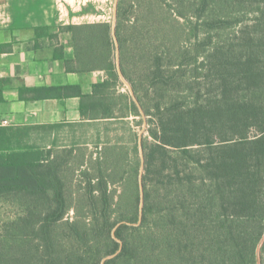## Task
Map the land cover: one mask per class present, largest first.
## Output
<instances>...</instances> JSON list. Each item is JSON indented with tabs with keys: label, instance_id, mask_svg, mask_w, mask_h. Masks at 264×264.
<instances>
[{
	"label": "trees",
	"instance_id": "trees-1",
	"mask_svg": "<svg viewBox=\"0 0 264 264\" xmlns=\"http://www.w3.org/2000/svg\"><path fill=\"white\" fill-rule=\"evenodd\" d=\"M182 1L176 10L184 18ZM138 4L144 19L133 27L140 65L133 78L126 0H119L115 32L121 72L149 117L141 223L136 225L137 146L98 139L89 155L88 146L10 150L0 153V201L19 214L2 226L0 264H103L119 249L111 233L120 223L115 235L121 251L104 264H258L264 236V0H195L193 43L179 49L164 44L160 55L159 46L142 39L157 41L159 35L163 42L174 27H160L151 0ZM242 8L256 14L252 23L228 44H213L210 31L223 30L222 17ZM89 29L83 63L105 71L107 81L94 86L97 100L81 104V114L102 121L106 131L142 116L131 96L108 103L106 90L120 84L114 42L109 26Z\"/></svg>",
	"mask_w": 264,
	"mask_h": 264
},
{
	"label": "crops",
	"instance_id": "crops-1",
	"mask_svg": "<svg viewBox=\"0 0 264 264\" xmlns=\"http://www.w3.org/2000/svg\"><path fill=\"white\" fill-rule=\"evenodd\" d=\"M110 17L111 0H0V153L99 137L102 121L83 116L81 104L97 100L107 74L84 65V40L93 25L112 37Z\"/></svg>",
	"mask_w": 264,
	"mask_h": 264
},
{
	"label": "rangeland",
	"instance_id": "rangeland-1",
	"mask_svg": "<svg viewBox=\"0 0 264 264\" xmlns=\"http://www.w3.org/2000/svg\"><path fill=\"white\" fill-rule=\"evenodd\" d=\"M139 0H126L127 4V20L124 23V26L126 27V34H127V40H128V46L130 48V64H129V73L132 75V78L135 77V75H139L140 73V68H139V63L137 64L138 60L136 57V51H135V39H136V32L133 29V27L136 24L137 20L142 19L143 17L142 14L139 16ZM150 1V0H148ZM151 2L154 4L152 7V15H157L158 18V24L160 27L163 28V30H169L171 26H173L174 31L172 32V35L169 36L168 38L164 39L163 42L160 41V36L156 35V39L153 37L152 39L146 37H143L142 43L145 41L146 43H150L151 45H157L156 47L159 46L158 54L161 52V47L164 46V44H173L174 48L179 47H189L193 43V34L191 29L193 28L196 20L193 17L192 11L195 9L194 7V2L195 0H183L182 1V7L186 10L184 12L185 17H179L177 16V4L176 2H179V0H151ZM245 4V3H244ZM113 5H114V0H111V17L110 21L112 24L113 21ZM190 5L191 8H188ZM246 5V4H245ZM256 4H253L251 6L252 8H255ZM248 9L250 8H242L240 9V12H236L238 10H235V12L230 13V16L227 18L223 16L226 20V24L222 28L223 30L221 31H210L211 34V41L212 43H218V42H223V43H229L230 40L233 39V36L239 33V31L242 29L244 25H250L252 23V19L256 17V14L254 12H249ZM148 12V11H147ZM145 14V13H143ZM148 14L151 15V13L148 12ZM209 14V13H208ZM149 15V16H150ZM147 14H145L146 18ZM164 18V20L162 19ZM147 19V18H146ZM211 19H217V16L211 15ZM236 19L239 21H242L240 23H236ZM235 21V22H234ZM138 23V22H137ZM159 28V27H158ZM199 39H203V35H199ZM113 54L115 56V49L113 51ZM160 55V54H159ZM139 65V66H138ZM120 94L127 95L130 97L129 91L126 88V86L120 81V84L116 86V88L111 87L108 88L105 92V97L107 98L108 103H111V99L113 102H119L121 101L119 99ZM123 101V100H122ZM151 105V103L148 104V106ZM141 106V105H140ZM137 108V107H136ZM142 108V107H141ZM143 113L144 110L142 109ZM152 111V110H151ZM137 113H139V110L137 109ZM145 116V113H144ZM149 117H146L143 119L142 117H136L131 115L129 118L126 120H123L121 123H116L113 124L112 126L109 125L108 130H103L102 127L99 128V137L94 138V143L97 142L98 139H100V144L104 142V140H107L111 143H114L115 141H119L122 145H127L130 148H134L137 146V150L139 149V136L141 135L142 139V148H143V141L146 139L147 141H151V138L148 135V129L149 125L147 124ZM145 120L146 122V127L143 130V133L141 134V131L143 129V121ZM95 132V130H94ZM99 142V141H98ZM99 144V145H100ZM97 146V145H95ZM93 144L89 145L88 147H85L84 153L85 155H89L90 152L94 153L95 152V147ZM61 155V154H59ZM80 161V159H77ZM78 173L74 174V181L78 180L77 178ZM19 214V210L15 205H12L10 203H6L4 201H0V232L2 230V226L4 223L11 221L15 219ZM69 217L73 216V212H70L68 214ZM264 242V236L263 239L258 247V255H259V262L258 264H264V261L262 262L260 258V248Z\"/></svg>",
	"mask_w": 264,
	"mask_h": 264
},
{
	"label": "water",
	"instance_id": "water-1",
	"mask_svg": "<svg viewBox=\"0 0 264 264\" xmlns=\"http://www.w3.org/2000/svg\"><path fill=\"white\" fill-rule=\"evenodd\" d=\"M118 3H119V0H114V5H113V22H112V37H113V40H114V44H115V61H116V67H117V73L119 75V78L120 80L124 83V85L127 87L134 103L136 104L142 118L144 119L145 116H144V113L142 111V108L139 104V102L137 101L135 95H134V92H133V89L131 87V85L124 79L123 75H122V72H121V69H120V50H119V44H118V40H117V37H116V33H115V28H116V19H117V9H118ZM146 127V122L145 120L143 121V129L141 131V134L143 133V130L145 129ZM139 154H140V171H139V192H140V205H139V218H138V222L136 225H139L141 223V219H142V209H143V197H144V193H143V185H142V176H143V169H144V156H143V148H142V139H141V135L139 136ZM123 223H120L118 225H116L114 227V229L112 230V238L117 242L119 243V249L118 251L111 255L110 257H106L105 259H103L102 263L104 264L107 260H110L112 258H114L115 256H117L120 251H121V248H122V242L120 240H118L116 238V230L117 228ZM259 251V250H258ZM257 251V260L259 262V255H258V252Z\"/></svg>",
	"mask_w": 264,
	"mask_h": 264
},
{
	"label": "built area",
	"instance_id": "built-area-1",
	"mask_svg": "<svg viewBox=\"0 0 264 264\" xmlns=\"http://www.w3.org/2000/svg\"><path fill=\"white\" fill-rule=\"evenodd\" d=\"M5 123V122H4Z\"/></svg>",
	"mask_w": 264,
	"mask_h": 264
}]
</instances>
